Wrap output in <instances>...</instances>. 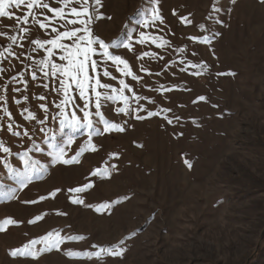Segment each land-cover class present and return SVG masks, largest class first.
Here are the masks:
<instances>
[{
    "label": "rangeland",
    "instance_id": "1",
    "mask_svg": "<svg viewBox=\"0 0 264 264\" xmlns=\"http://www.w3.org/2000/svg\"><path fill=\"white\" fill-rule=\"evenodd\" d=\"M154 6L162 23L151 21ZM6 11L0 141L12 155L0 149V264H264V0H102L93 35L120 44L108 51L127 68L98 49L92 55L98 67L88 71L110 85L96 91L119 95L112 90L123 87L120 80L128 85L125 112L118 111L123 99L100 109L123 131L105 130L94 104L91 129L60 128L56 105L63 93L55 90L67 78L53 77L51 64L41 70L39 61H67L60 49L35 41L54 39L53 28L63 31L74 17L62 21L26 4ZM70 91L83 106L74 84ZM89 95L95 99L91 87ZM76 114L83 119L79 109ZM51 145L63 147L70 162L54 161ZM24 152L38 164L21 187L3 161L22 171ZM49 233L59 234L58 247L47 248ZM25 245L36 255H11ZM118 247L122 256L83 255Z\"/></svg>",
    "mask_w": 264,
    "mask_h": 264
},
{
    "label": "snow or ice",
    "instance_id": "2",
    "mask_svg": "<svg viewBox=\"0 0 264 264\" xmlns=\"http://www.w3.org/2000/svg\"><path fill=\"white\" fill-rule=\"evenodd\" d=\"M102 0H59V3L62 6L57 7H50L48 2H45V0H0V17L9 16L10 13L6 11L7 8L10 6H15L19 8L21 5L26 4L27 8L29 10L32 9H47L48 11L55 13L56 17L60 20H65L66 16H72L74 17L71 20H67L65 24H62L61 27L64 28L63 31H57L56 28H53V32H56V37L54 39L46 40L44 42H41L40 40H36L35 43L38 44L40 47H44V44H50L52 45V48L60 49L63 53L60 55L61 61H67V64H57V63H51L50 60H41L39 61V65H41V70L44 68H47L49 64H51V75L53 77H56L59 73L60 76L65 77L67 79H61L59 87L55 90L58 94L63 93V99L59 104L56 105L58 109H61L59 115L62 117L60 119V128L63 129L65 127L71 128L73 131L78 130L82 127H87L89 129L92 128L93 120L91 119V116L93 113L89 110V105L94 104L96 112L95 115L97 117H100L103 120V123L105 125V130L109 128H115L118 131H123L122 128H120L118 125L110 124L108 120L103 119V113L100 111L102 107V102L105 101H115L117 99H123L125 102V106L123 108H119V112H125L128 108V98L123 95V90L125 88H128V85L125 84L124 80H120V85L123 87L120 89H113L112 91L119 92V95H109L106 91H96V88L100 89H109L110 85L107 83H101L100 79H94L89 75V66L94 70L98 67V60L92 59V55L97 52V50H100L101 56L103 58H106L107 60H112L118 64H124L127 68V61L121 60V57L119 55H112L108 49L109 48H118L121 45L117 44L115 42L111 44L105 43L103 39L100 38L99 33H96L93 35V29H92V22L94 19H96V15L99 10V6L101 5ZM159 3V0H156V4ZM71 5V7H70ZM67 10V11H66ZM33 13L29 12V15H32ZM151 21L155 23L157 20H160L162 23V19L159 16V11L157 7H153L150 14ZM19 19V18H18ZM24 23H27V17L24 18ZM148 21L146 20L145 23ZM79 24L80 27H68V25H77ZM46 25L44 23H40V27L43 28ZM24 31H27V29H23ZM0 35H4L2 31H0ZM141 37H144V33H141ZM65 38L72 41L71 46H68L64 43H61L60 41H63ZM12 43H16V37L12 36L10 37ZM208 39V38H206ZM141 43H143V39L141 40ZM93 45H96V47H93ZM125 47L130 48L131 45H124ZM5 51H9V49H5ZM53 55V51L50 48L48 50V56L51 57ZM3 57V53H0V58ZM0 71H3V69H0ZM33 79H35V72H33ZM45 77L49 76V72L44 73ZM126 75H131L133 80H136L137 77L135 75H132V73L129 71L126 73ZM103 76H109V72L105 70L103 72ZM94 79V84H90V82ZM71 80L72 83H68L67 81ZM75 85V88L78 90V96L79 99L83 101V106L76 103V97L72 95L71 88ZM91 87V90L94 92L95 99L89 95V89ZM45 88H47V85H45ZM0 99H3V97H0ZM27 99V97H25ZM43 99V97H41ZM200 99H204V97H200ZM19 103V101H17ZM71 105L73 107V110L69 114L68 112H65L64 109ZM41 107L44 108L45 113L48 112L47 107L44 105H41ZM76 109H79L80 112L83 113V119H81L80 116L76 114ZM5 112H8V109L5 108ZM149 115H154V113H149ZM29 119H35V116L29 112L28 115ZM143 117L137 116V119H142ZM40 124H44L45 120L41 119L39 120ZM171 123V121H169ZM12 130V125H8V131ZM40 132H44V128L39 129ZM49 133L52 132V129L47 130ZM13 135H19V133H13ZM27 135V133H25ZM91 140V133L89 134V141ZM73 142L72 138L70 137L68 140V144H71ZM53 151L49 152L48 155L54 157V161H60L63 159L65 155V149L63 147L56 150L55 145H51ZM0 149H2L3 153L7 154V156H11L12 152L9 147H4V142L0 141ZM39 150V149H38ZM20 160L23 161V170H19L18 168H15L12 166V164L8 161L7 157H5L3 163L4 167L8 170V174L17 179L20 186L24 187L27 183L31 182L32 175L36 171V165L38 164V161H33L28 155V152H24L22 155H20ZM70 161L67 159H63V163L67 164ZM187 163V161H186ZM191 167V164L188 165ZM75 192H81L83 189L76 188L73 189ZM76 203H83L81 200H76ZM102 207H107V205H103ZM99 210V209H97ZM5 223H14L12 220L5 221ZM2 230V229H0ZM69 239H83V237H69ZM47 248H53L58 247L60 243H62V239L59 237V234H56L55 238L53 237L52 233H49L47 237L44 238ZM33 244L39 243V241H33ZM121 244H123V241H121ZM47 248L45 250H47ZM125 249L123 247L118 248H108L104 249L101 248L98 252H89L84 253L83 255L87 256H96L99 257L102 253L107 252L109 255L114 256H122L124 254ZM32 255L35 256L36 253L34 251H31L29 249L28 245H25L23 249H17L11 253V255ZM69 255H81L80 253H69Z\"/></svg>",
    "mask_w": 264,
    "mask_h": 264
}]
</instances>
